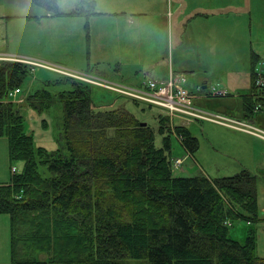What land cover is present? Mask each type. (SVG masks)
Listing matches in <instances>:
<instances>
[{
  "label": "trees",
  "instance_id": "trees-1",
  "mask_svg": "<svg viewBox=\"0 0 264 264\" xmlns=\"http://www.w3.org/2000/svg\"><path fill=\"white\" fill-rule=\"evenodd\" d=\"M34 2L53 16L65 14L60 0ZM80 5L89 11L95 0ZM258 58L248 116L264 105L255 84ZM32 68L0 60V138L8 139L11 160L25 162L11 183L0 184V214L11 218L12 264H264L254 231L245 242L229 234L234 219H259L255 174L175 175L171 133L194 154L199 141L189 128L172 129L157 116L159 147L153 126L125 107L98 109V85L85 80L61 74L52 83L64 79L72 87L55 93L46 85L18 103L11 93L25 88ZM57 102L59 146H36L23 105L44 113Z\"/></svg>",
  "mask_w": 264,
  "mask_h": 264
},
{
  "label": "rangeland",
  "instance_id": "rangeland-1",
  "mask_svg": "<svg viewBox=\"0 0 264 264\" xmlns=\"http://www.w3.org/2000/svg\"><path fill=\"white\" fill-rule=\"evenodd\" d=\"M69 0H60L61 8L70 9ZM99 6H115L117 11H143L142 20H145L144 29L148 31V38L142 37L143 41H150L151 36L155 39V32L158 29L159 44L161 48L162 39L165 40L164 55L167 51V56L163 57L157 54L160 48L153 49L150 45L143 50L144 58L151 57L152 62L167 60L177 67V57L181 56L182 64L189 65L199 61V58L205 54L222 57L230 66L247 67L248 54L250 59L253 50L264 53V0H102ZM167 6V12L164 16L161 13ZM177 6H181L185 10L187 6H192L199 11V18H180L177 20ZM238 6H245L240 8ZM156 9V10H155ZM44 9L35 4L34 0H0V44L7 42V36H10L12 41V50L15 49L16 43L13 38H17L19 46H25L27 51L34 53L33 61L41 64L49 71V76H41L38 73L33 82L39 83L43 79L57 80L62 77L56 68L62 67L68 70L85 73L95 72L96 63L91 64L88 61V48L86 37V21L78 23L76 26H69L63 20L62 15L54 20L45 17L43 22L28 21L22 17H36L43 13ZM156 11V12H155ZM149 12V14H147ZM174 13V14H173ZM204 13H209L204 14ZM65 16V15H64ZM155 19L157 28L149 30L148 24ZM148 28H147V27ZM76 30V31H75ZM186 32L192 37V43L189 47L181 49L177 45L179 34ZM151 34V36H150ZM231 34L240 40V45L235 46L233 43L224 40V36ZM171 41V43H170ZM19 49V48H18ZM128 56L137 58V52H122L118 57L127 62ZM264 56V55H262ZM261 56V57H262ZM24 56H0V60L19 61ZM31 58V57H30ZM202 58V57H201ZM26 59V58H25ZM93 59V58H92ZM91 60V59H90ZM222 66V61L213 68L217 69ZM205 69L207 67L202 65ZM142 72H148V78L154 74L150 67L144 66ZM244 74V81L251 86L252 66ZM151 75V76H150ZM66 77H68L66 75ZM216 78L217 75H214ZM43 78V79H42ZM144 78L142 73L140 82L148 80ZM29 79L27 80V82ZM26 82L25 88L28 86ZM64 82V83H63ZM125 82H108L109 91L104 90L102 86H98L93 90L94 103L99 106L98 109H115L125 107L130 112L134 113L140 120L147 122L156 131V144L161 147L163 145L164 136L158 132V118L163 115L170 120V126L173 129L176 125H182L178 117L171 116L168 113H163L161 108L157 106H149L144 101L136 102L129 95L128 98L119 95L114 90H125L127 92L134 91L135 87L140 85H131L133 81ZM139 82V83H140ZM40 87V86H39ZM46 87V86H44ZM41 87V88H44ZM53 87V92H60L64 89L72 87L66 81L59 82ZM190 91L198 94L195 89L189 85ZM211 87L217 89L227 88L225 96L207 97L209 102L203 108L209 112H199L207 115L209 118L216 117L222 122L215 121H199L193 120L186 126L192 132L193 136L198 138L199 146L194 154L190 153L182 144L181 136L171 133L172 153L174 160L176 158H185L184 163L180 168L174 169V174L177 176H196L205 174L211 178L232 176L240 173L243 169L257 175L255 188L258 187L259 201V218H264V157L256 153L259 149L250 139H244V145L239 147L232 146L236 140L230 139L234 133L233 130L251 134L262 140L263 138L245 130L244 125L234 123L235 120L250 121L255 125L264 128V124L260 121L259 115L254 114V121L243 118L239 115L242 111L244 93H249L252 89L230 88L221 85L217 82H212ZM25 88L20 89L23 92L24 100L16 101L24 103L27 96L37 90V87L30 88L25 91ZM40 89V88H39ZM107 89V88H106ZM114 91V92H113ZM211 93V88L209 92ZM243 94V95H241ZM22 95V94H21ZM20 95V96H21ZM246 97V96H245ZM141 101L139 99H136ZM240 101V102H239ZM206 103V102H205ZM262 115L264 116V105ZM231 109L233 114L227 113ZM22 113L26 116L28 122V132L33 134L36 146H46L49 149H57L60 140L58 137L61 133V124L63 119V109L61 103H55L49 110L44 113H39L32 107H28L26 103L23 105ZM36 113V115H35ZM228 115H226V114ZM231 115V116H229ZM33 117V118H32ZM231 128L222 127V126ZM185 126V125H182ZM250 135V136H251ZM251 136L252 138H255ZM180 138V139H179ZM246 138V137H245ZM256 138V139H258ZM259 140V139H258ZM9 141L5 137L0 138V182L9 181L14 174L21 172L24 161H13L9 155ZM17 168V172L13 173L12 168ZM258 185V186H257ZM8 214H0V259L3 264H12L11 262V218ZM8 217V218H7ZM261 219V218H260ZM255 231L256 235V254L264 256V219L259 220L254 224L246 219H234L230 226V236L240 242H245L248 233Z\"/></svg>",
  "mask_w": 264,
  "mask_h": 264
},
{
  "label": "crops",
  "instance_id": "crops-1",
  "mask_svg": "<svg viewBox=\"0 0 264 264\" xmlns=\"http://www.w3.org/2000/svg\"><path fill=\"white\" fill-rule=\"evenodd\" d=\"M101 1L102 0H95V5L92 6L89 11L87 9L79 11L78 8L79 6H81L80 0H69L68 3L66 4H70L69 5L71 6L70 9H65L62 7L63 12H65V14L62 15L63 20L66 23H68L69 26H76L78 23H81L82 21H86L85 23L86 37H87V43L90 46L88 48L89 50L88 61L90 64L94 62L97 65L95 72L92 71L89 72L91 73V75L109 78L111 81L119 82V83L125 82L126 84H130L127 83L126 80L133 81V84H131L133 86L137 84L138 85L142 84L143 81L140 82V76L142 73L144 74V78H148L149 73L142 72L141 70L143 65L151 68L152 71L150 72V74L151 73L154 74L153 76L150 75L151 79L157 81L166 80L169 76V70L172 68L176 76H184L186 78L185 80L186 87L187 85H189L191 88L195 89L196 92H198V94H196L191 91L194 94V98H193L194 104L202 109H204L203 106H206V104L209 102V99L207 98L209 97V95L225 96L227 94L228 89L226 87L223 88L226 91V94L223 95L213 94L212 89L214 87L211 86H212V82L214 81L230 88H241L246 90L253 88L254 77H255L253 73L254 54H258L259 57L264 55V53L258 52L259 50L255 51V49H252L253 54L251 56V59H250V54H248L246 58L249 64L247 67L230 66L229 63H227L224 59H222V57L212 56L209 54H205L201 56L202 58L200 57L198 62L189 65L182 64L183 60L181 56L178 55L177 67L174 65L173 60L170 64L167 63V60L152 62L151 57H149L151 55H149L147 58H144L143 50H145V48H147L150 45L151 47L153 46L152 47L153 49L158 51V49L160 48L158 29L155 32H152L156 37L155 39L150 34L151 36L150 41H143L142 37L145 36L146 39L148 38V31L144 29L145 20H142L141 17V15H144L143 11H128V10L117 11L115 6H99V3ZM61 3L62 2H60V5L62 6ZM238 7L244 8L245 6H238ZM74 11H78L81 13L70 14L71 12ZM166 13H168L167 6L164 10L161 11L160 14L164 16ZM199 13L200 12L197 11L192 6H187L185 10H182L181 6H177V20L185 17L186 19L188 18L198 19ZM147 14H149V12H147ZM204 14L208 15L209 13H204ZM35 16L36 17H22V18L28 21H35V22L40 21L41 23L43 22V19L45 17L52 20L61 17V16H53L51 13H46L45 11H43V13L40 16L37 15ZM0 19H5V17H0ZM148 27L149 30H154L155 28H157V25L155 24V19L150 21ZM13 40L16 43V47L14 50L11 49L12 41L10 36H7V42H3L2 44H0V56H7V55L24 56L23 58L26 59H31V60L37 59V57H33L36 54L27 51V49L29 48L25 46L22 47L17 44L18 41L17 38H13ZM224 40L233 43L235 46L240 45V40L231 34H227L226 36H224ZM191 43H192V37L189 36V34H187L186 32L179 34L177 39V45L181 49H185L189 47ZM164 45H165V40L162 39L160 51L157 52V54H161V56L163 57L167 56V52H168V48H167V51L164 55ZM131 51L137 52V58H132L128 56L127 62H123V60H121V58L118 57V55L121 54L122 52L128 53ZM220 61H222V66L217 69L213 68V66L220 63ZM202 65H205L207 69L202 67ZM250 65L252 66V77H253L251 86L247 85L244 81V74L248 75L246 71L250 68ZM38 69L39 68H37L36 73L39 72V74L43 77L45 76L51 77L49 71H53V70L46 69L48 70L47 72L44 70L39 71ZM214 75H217V77L215 78ZM49 77L45 79L42 78L43 79L42 81L36 83L33 82V80H35L36 77L32 76L27 82L28 86L25 88V91L28 90V92H30V88L33 90L35 85L37 89L44 87L46 85H50V89H52L53 87L51 86H54L55 84L52 83L54 80L48 79ZM210 88H211V93H208ZM244 94L246 97L242 96L244 101L242 104V111L239 113V115L243 118H249L250 120L254 121L253 119L254 114L252 116H248L245 107V102L247 97H253L252 92L244 93ZM23 95H24L23 92L19 93L16 96L17 98L16 100L18 101L24 100ZM261 111L262 109L256 111V114L259 115L260 121H262V123L264 124V116L262 115ZM227 113L233 114L231 112V109H228ZM179 120L182 125H187L188 123L191 122L182 119ZM199 121H204V120H199ZM206 121L210 122V120H206ZM228 129L233 130L231 128ZM233 131H235L236 133H234L233 136L230 137V139H234L236 140V142L232 146L239 147L241 145H244L243 140L248 138L251 141H253L256 146L259 147L258 150L256 148V153L264 157V140L256 136H253L251 134H246L244 132H240L237 130H233ZM250 135L255 138H252ZM256 138H258L259 140ZM244 170L249 171V169H243L242 171ZM255 176L257 180V175ZM11 181L12 178L6 182H0V184L11 183ZM257 200H258V187H257ZM258 205H259V201H258ZM260 218L257 219L255 222L251 221V223L254 224V227L257 221L264 219L263 217ZM248 235L246 236L248 237ZM260 257L264 258V256H260ZM0 264H3V261L1 259H0Z\"/></svg>",
  "mask_w": 264,
  "mask_h": 264
},
{
  "label": "built area",
  "instance_id": "built-area-1",
  "mask_svg": "<svg viewBox=\"0 0 264 264\" xmlns=\"http://www.w3.org/2000/svg\"><path fill=\"white\" fill-rule=\"evenodd\" d=\"M3 60V59H2ZM20 62L31 64L32 66H42L41 64L31 60L22 58L19 60ZM59 73L64 75L77 78L80 80H86L91 83L98 85L93 79L89 76L80 75L76 72H73L68 69L56 68ZM35 71V68H32ZM256 79L255 84L259 90H262L264 93V56L259 57L255 67ZM186 78L184 76H176L172 68L169 71V76L166 80L157 81L148 79L143 81L141 87H135L134 91L127 92L125 90L119 89L114 90L126 96H131L132 98L139 99L144 101V103L152 104L161 108L162 112L168 113L171 116L178 117L179 119L186 120L188 122L198 119V120H210L215 122H222L218 120L216 117L209 118L207 115L200 114L199 112H209L205 109L199 108L194 104V94L186 87L185 85ZM113 82V81H109ZM103 88L109 89V84L101 83ZM213 94H226L224 89H217L214 87ZM20 92V89H15L11 96L13 98ZM256 110H260L259 106L256 107ZM234 123L242 124L245 127V130L252 132L253 134L264 139V128L255 125L250 121H241L235 120ZM185 158H176L173 161L174 169L180 168L184 163ZM13 173L17 172V168L14 166L12 168Z\"/></svg>",
  "mask_w": 264,
  "mask_h": 264
},
{
  "label": "bare ground",
  "instance_id": "bare-ground-1",
  "mask_svg": "<svg viewBox=\"0 0 264 264\" xmlns=\"http://www.w3.org/2000/svg\"><path fill=\"white\" fill-rule=\"evenodd\" d=\"M59 68H62L59 66ZM64 69V68H62ZM66 69V68H65ZM74 72V71H73ZM80 75H85V76H89L91 79H93L98 85H101V83H107L109 81H111L109 78H105V77H99V76H93L91 75V73L89 72H85V73H79V72H76ZM62 74V73H61ZM64 75V74H63ZM86 81V80H85ZM89 82V81H88Z\"/></svg>",
  "mask_w": 264,
  "mask_h": 264
},
{
  "label": "water",
  "instance_id": "water-1",
  "mask_svg": "<svg viewBox=\"0 0 264 264\" xmlns=\"http://www.w3.org/2000/svg\"><path fill=\"white\" fill-rule=\"evenodd\" d=\"M147 122H144V124H146Z\"/></svg>",
  "mask_w": 264,
  "mask_h": 264
},
{
  "label": "flooded vegetation",
  "instance_id": "flooded-vegetation-1",
  "mask_svg": "<svg viewBox=\"0 0 264 264\" xmlns=\"http://www.w3.org/2000/svg\"><path fill=\"white\" fill-rule=\"evenodd\" d=\"M175 73V72H174Z\"/></svg>",
  "mask_w": 264,
  "mask_h": 264
}]
</instances>
